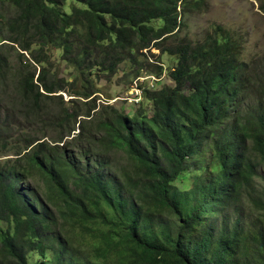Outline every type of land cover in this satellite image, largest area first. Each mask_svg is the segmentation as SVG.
I'll return each instance as SVG.
<instances>
[{
    "label": "trees",
    "instance_id": "16d2710c",
    "mask_svg": "<svg viewBox=\"0 0 264 264\" xmlns=\"http://www.w3.org/2000/svg\"><path fill=\"white\" fill-rule=\"evenodd\" d=\"M67 1L0 0V157L17 146L0 160V264H264V59L221 27L165 47L188 0ZM152 49L177 58L174 87L144 91L154 115L98 107L95 70ZM205 146L211 172L175 193Z\"/></svg>",
    "mask_w": 264,
    "mask_h": 264
},
{
    "label": "rangeland",
    "instance_id": "374dc122",
    "mask_svg": "<svg viewBox=\"0 0 264 264\" xmlns=\"http://www.w3.org/2000/svg\"><path fill=\"white\" fill-rule=\"evenodd\" d=\"M188 1L190 4L182 16V28L179 36L169 40L165 47H174L188 42L196 45L203 42L208 34L214 35L216 28L221 27L240 39L246 62L253 61L258 64L264 59V11L262 10L264 0ZM199 1L202 3H200L199 9H196ZM74 6L84 7L73 0H69L63 9L65 12L71 13ZM154 24L156 26L161 25L158 21ZM145 53L147 56L140 57L137 64L129 61L122 63L113 76L95 70L92 82L95 85L93 87L96 91L94 96H96L98 107L103 108L105 105H110L115 110L131 117L139 110H142V113L149 117L154 115L155 106L153 102L144 98V91H157L164 87H174L175 84L170 78V71L176 67L177 58L162 53L158 49H152ZM52 55L55 62L53 72L58 71L59 75L66 79L70 86V92L81 90L83 88V83L79 79L81 72L79 73L62 59L61 51H54ZM155 65L163 66L164 71L159 76L156 74ZM64 98L66 101L71 99L68 94H65ZM16 148V144L13 143L12 150L2 154L0 160L6 161L14 158ZM213 162L212 150L209 146H205L200 154L190 162L187 170L172 184V190L177 194L188 192L197 179L204 173L211 172ZM259 178H257L258 183L262 184V179L259 180ZM0 229L5 232L7 225L1 223ZM51 257L52 252L49 251L46 259L49 261ZM39 259V254L34 252L29 255L28 262L35 264Z\"/></svg>",
    "mask_w": 264,
    "mask_h": 264
}]
</instances>
